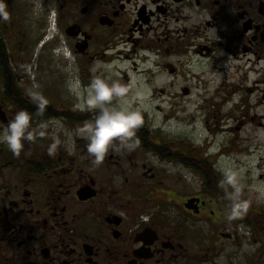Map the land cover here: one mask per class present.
I'll return each instance as SVG.
<instances>
[{"label":"flooded vegetation","instance_id":"flooded-vegetation-1","mask_svg":"<svg viewBox=\"0 0 264 264\" xmlns=\"http://www.w3.org/2000/svg\"><path fill=\"white\" fill-rule=\"evenodd\" d=\"M22 2L0 0V264H264L260 216L191 192L190 145L115 101L264 66V0Z\"/></svg>","mask_w":264,"mask_h":264},{"label":"rangeland","instance_id":"rangeland-1","mask_svg":"<svg viewBox=\"0 0 264 264\" xmlns=\"http://www.w3.org/2000/svg\"><path fill=\"white\" fill-rule=\"evenodd\" d=\"M41 2L34 0L35 12ZM58 51L48 53L58 58ZM117 80L112 79L114 84ZM177 81L160 95L157 90L166 78L123 80L125 91L116 93L121 99L115 101L120 102L121 113L145 119L163 137L174 138L175 147L190 145L191 161H186L191 177L186 180L191 192L198 191L202 181L219 184L226 195L222 194V202L243 209L240 221L255 225L259 215L264 222V66L244 60L236 74L223 77L209 72L200 80L210 82L207 91L196 79ZM219 84L224 87L216 92ZM182 87L190 88L191 95L183 96Z\"/></svg>","mask_w":264,"mask_h":264},{"label":"trees","instance_id":"trees-1","mask_svg":"<svg viewBox=\"0 0 264 264\" xmlns=\"http://www.w3.org/2000/svg\"><path fill=\"white\" fill-rule=\"evenodd\" d=\"M0 59H4V55L0 54ZM244 213V212H243ZM242 213V215L244 216V214ZM246 213V212H245ZM247 220V219H246ZM246 223H248V225L251 223V221L247 220Z\"/></svg>","mask_w":264,"mask_h":264},{"label":"bare ground","instance_id":"bare-ground-1","mask_svg":"<svg viewBox=\"0 0 264 264\" xmlns=\"http://www.w3.org/2000/svg\"><path fill=\"white\" fill-rule=\"evenodd\" d=\"M248 142H250V141L248 140Z\"/></svg>","mask_w":264,"mask_h":264}]
</instances>
